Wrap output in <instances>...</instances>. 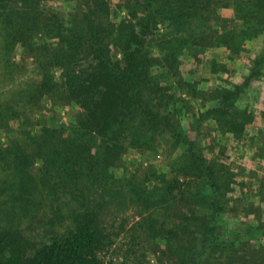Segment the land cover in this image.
I'll use <instances>...</instances> for the list:
<instances>
[{"label": "rangeland", "instance_id": "1", "mask_svg": "<svg viewBox=\"0 0 264 264\" xmlns=\"http://www.w3.org/2000/svg\"><path fill=\"white\" fill-rule=\"evenodd\" d=\"M107 1L111 13L103 23L114 36L126 19L134 27L146 22L141 4ZM203 1L209 5L206 11L196 7L200 0H159L158 8L150 9L145 42L153 53L151 73L162 75L174 87L170 93L177 94V107L184 109L179 121L182 139H198L205 159L222 178L225 210L220 222L230 231L257 228L264 221V26L259 14L264 0ZM45 7L68 18L75 4L46 0ZM257 19L259 25H251L258 26L257 34L249 36L251 28L246 24ZM5 33L0 25V231L18 234L20 249L32 256L49 237L75 228L79 216L93 211L113 238L107 255L114 263L126 259L130 264H175L177 257L162 241L158 245L149 241L161 229L177 231L185 219L198 231L204 222L203 200L198 196L208 189L203 181L191 178L183 143L144 153L129 151L126 167L113 168L106 183L88 181V204L77 200L78 192L71 189L61 187L53 193L31 182L25 176H31L30 169L19 166L14 141L25 136L24 131L36 134L35 123L47 113L34 104L42 91L44 71L39 59L9 43ZM119 39L110 54L122 61ZM236 87L242 88L236 112H215L213 103L222 91ZM41 105L47 106V100ZM52 110L58 115L51 122L54 127L67 129L71 109ZM36 163L35 174L40 162ZM78 185L81 190L85 187ZM142 185L153 193L148 203L140 202L136 194L144 189ZM141 219L156 221V230L146 223L137 226ZM240 241L241 255L225 261L208 252L202 264H264V232H253Z\"/></svg>", "mask_w": 264, "mask_h": 264}, {"label": "trees", "instance_id": "2", "mask_svg": "<svg viewBox=\"0 0 264 264\" xmlns=\"http://www.w3.org/2000/svg\"><path fill=\"white\" fill-rule=\"evenodd\" d=\"M67 1L75 4L68 18L48 10L46 0H0V25L9 43L22 46L39 59L44 71L42 91L36 95L34 104L35 109L44 108L47 113L35 123L36 134L24 131L26 137L14 141L20 153L19 166L30 169L31 176L25 175L26 178L51 188L53 193L61 187L64 191L71 189L78 192L77 200L88 204V181L106 183L113 168L126 167L129 151L177 148L182 142L191 178L208 187L198 196L203 200L204 222L195 231L189 219H185L177 231L159 230L149 244L158 245L157 241H162L177 257L175 264H202L208 252L219 256L217 260L234 259L241 251L240 240L253 232H264V221L257 228L239 231L227 230L220 222L225 210L222 178L205 159L198 139H182L179 121L184 109L177 107V94L170 93L174 87L162 75L151 73L154 59L153 53L147 51L145 35L147 21L152 18L150 9L158 8L159 0L141 3L126 0L128 6H133L132 1L143 6L146 22L134 27L126 19L127 22L120 23L117 37L103 23L111 13L107 0ZM200 1L199 6L195 3L197 8L209 9V5ZM259 14L264 26V7ZM256 23L259 25L258 19L246 24L251 28V32L247 30L249 36L257 34L258 26H251ZM119 37L122 61L110 54ZM241 91V87L222 91L213 103L214 111H226L227 115L236 112L235 103ZM44 100L47 106L43 107ZM65 106L72 111L68 113L67 129L65 124L62 128L54 127L51 122L58 115L52 109ZM36 162L40 163L35 174ZM80 182L85 185L82 190ZM142 187L136 194L140 202L148 203L153 200V193L146 185ZM143 223L146 222L141 219L137 226L143 228ZM146 224L157 228L154 220ZM20 240L16 233L0 231V264H130L126 259L114 263L115 259L108 257L113 238L93 211L79 216L75 228L49 237L32 256L23 253Z\"/></svg>", "mask_w": 264, "mask_h": 264}]
</instances>
